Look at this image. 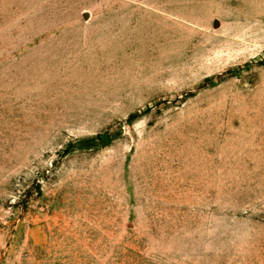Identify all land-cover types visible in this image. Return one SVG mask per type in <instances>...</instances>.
I'll list each match as a JSON object with an SVG mask.
<instances>
[{"label": "rangeland", "instance_id": "1", "mask_svg": "<svg viewBox=\"0 0 264 264\" xmlns=\"http://www.w3.org/2000/svg\"><path fill=\"white\" fill-rule=\"evenodd\" d=\"M0 264H264V0H0Z\"/></svg>", "mask_w": 264, "mask_h": 264}]
</instances>
